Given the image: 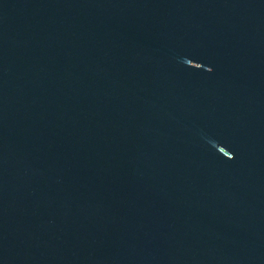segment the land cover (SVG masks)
Wrapping results in <instances>:
<instances>
[{"label":"water","instance_id":"water-1","mask_svg":"<svg viewBox=\"0 0 264 264\" xmlns=\"http://www.w3.org/2000/svg\"><path fill=\"white\" fill-rule=\"evenodd\" d=\"M0 264H264V0H0Z\"/></svg>","mask_w":264,"mask_h":264}]
</instances>
